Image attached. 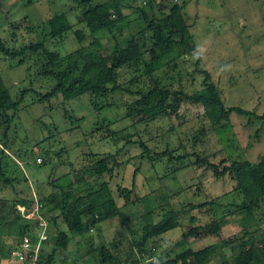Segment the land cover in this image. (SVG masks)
I'll list each match as a JSON object with an SVG mask.
<instances>
[{
    "label": "rangeland",
    "instance_id": "obj_1",
    "mask_svg": "<svg viewBox=\"0 0 264 264\" xmlns=\"http://www.w3.org/2000/svg\"><path fill=\"white\" fill-rule=\"evenodd\" d=\"M122 1L127 5L128 22L123 25L121 38L142 28L143 24L136 22L140 14L135 11V5L152 11L143 4L146 0ZM155 1V12L161 15L169 13L175 2H182ZM186 1L183 16L201 54L202 69L211 74L227 107L238 106L253 115L233 112L225 127H215L201 105L184 103L179 118L174 114L164 115L144 124L142 119L160 112L156 106L158 98L143 103L132 102L133 97L120 93L108 97L86 93L70 100L58 95L39 101L41 94L51 92L56 84L53 76L42 74L45 62L42 55L29 53L20 62V56L11 58L0 54V75L12 99L20 101L17 111L12 112L14 118L8 129L5 125L0 128V137L6 135L10 140L6 148L0 141L3 146L0 149H6V153L0 150V161L9 176L16 178L14 188L19 198L32 199L35 192L38 199L55 189L52 184L63 186L74 181L83 161L89 163L88 159H83L89 153H97L99 157L115 155L120 163L112 176L104 174L102 179L108 181L117 204L122 207L121 215L99 223L89 233L74 235L59 217L56 226L50 224V231L55 234L66 231L72 236V242L67 249H59L55 245V234H49L43 262L56 249L54 264H101L98 254L89 252L85 241L92 237L95 246L101 241L120 242L119 264H124L132 255L131 242L142 235L143 224L160 222L168 210L178 213L180 226L153 239L156 258L161 251H169L174 256L188 248L197 251L222 239L242 236L241 216L237 213L228 217L227 224L217 234L204 231L188 236L187 232L193 226L220 218L233 204L244 201L243 194L235 190V180L229 175L215 177L207 167L197 165L196 160L208 156L210 163L221 166L224 160V164L231 160L257 162L264 155V120L257 117L264 115V0ZM62 12L67 14L72 28L54 38L49 35L45 21ZM80 12L74 0H0V35L10 49L42 41L48 50L58 52L64 59L58 71L75 62L81 68L85 55L98 49L96 39L101 41L103 53L109 51L114 40L108 32L91 34L85 24L78 23ZM77 30L85 34L81 43L75 35ZM68 55L73 56L67 59ZM144 57L148 69L158 72L163 85L173 84L186 92L202 88L203 74L196 73L194 79L191 76L196 68L195 58L178 59L174 44L160 48L150 46ZM175 59L179 64L177 70L172 64L166 66ZM121 73L123 84H129L136 75L130 69ZM147 82L146 77L141 78L135 87ZM172 127L176 128L173 132ZM201 130L204 135L196 144L195 137ZM139 140L153 150L152 157L142 156ZM173 150H176L174 159L169 154L158 155ZM180 154L184 155L181 159L177 156ZM39 157L45 162L39 164ZM119 188L132 190L131 199L135 201L123 207L125 200ZM14 197L11 190L0 192L3 206L0 210L9 216L0 228V247L4 248L0 264H25L10 257L9 247L14 244L16 231L17 206L11 202ZM148 212H152V218L145 215ZM256 214L257 220L264 219L263 204ZM192 217L196 219L194 224L190 222ZM238 243L225 247L222 254L233 256L239 250ZM148 259H143L141 264H146ZM221 260V255L217 254L211 264Z\"/></svg>",
    "mask_w": 264,
    "mask_h": 264
},
{
    "label": "trees",
    "instance_id": "obj_2",
    "mask_svg": "<svg viewBox=\"0 0 264 264\" xmlns=\"http://www.w3.org/2000/svg\"><path fill=\"white\" fill-rule=\"evenodd\" d=\"M74 1L78 8L81 9V14L78 18L79 24H85L93 35L108 32L113 35L114 40L108 47L109 51L103 53L102 43L99 39H96L95 45H97L98 49L85 55L81 68H78V63L75 62L66 69L58 71L57 68L62 66L60 62L64 59L58 52L48 50L42 41L31 43L20 49H10L0 35V54L5 57L15 58L20 56L22 57L20 62H23L29 53H33L42 55L44 58L42 74L53 76L56 79V84L51 92L45 95L41 94L39 101L50 100L58 95L70 100L86 93H91L96 97H108L110 94L120 93L133 97L132 102L143 103L149 102L153 98H158L156 106L160 112L158 115L142 119L141 122L143 123H149V121L164 115L174 114L179 118V111L184 103L201 105L206 118L215 127H225V123L229 121L233 112L246 116L253 115L251 111L238 106L227 107L211 74L207 70L202 69L201 54L198 52L197 45L194 43L193 36L189 31L190 25H187L183 16V10L187 5L186 0L175 2L169 13L163 15L155 12V0L143 2L145 6L151 7L152 11L136 6L134 3L135 11L140 14L136 22L140 25L143 24L142 28L139 27L138 31H130L129 35L122 38L123 25L128 22V15L125 13L127 5L122 0H107L101 3L95 0ZM45 24L49 28V35L54 38L63 36L72 28V24L65 12L54 14V16L45 21ZM75 35L80 43L85 36L81 30H77ZM173 44L178 51V59L187 56L195 58L196 68L193 69L194 74L191 73V76L196 73L203 74L201 89L186 92L183 89H177L173 84L169 86L163 85L158 77V72H152L148 69L144 55L150 46L160 48ZM72 56L68 55L67 59ZM178 59L168 62L166 66L172 64L173 68L177 70L179 68ZM129 69L136 75L128 81L129 84H123L120 82L121 72ZM144 77H146L148 82L135 87L141 78ZM192 79H194V76ZM128 103H126L127 106ZM19 106L20 101L12 99L9 89L0 75V128L5 125L8 129L14 118L12 112H16ZM126 116L130 118L128 112H126ZM257 117L264 120V115H257ZM172 128L171 132L176 129L175 127ZM203 135L204 131L201 130L199 136L195 137L196 144L200 142L199 138L203 137ZM4 138L0 137V141L3 142L6 148L10 140H8L6 135ZM137 142L142 148V156L152 157L153 150L147 143L143 140ZM0 148H3L1 143ZM0 150L6 153V149ZM175 152L176 150L164 151L158 155L165 156L169 154L174 159ZM87 155L83 159H88L89 163L87 164L82 160L83 163L79 170H76L78 173L74 177V181L63 186L52 184L51 186L55 187V189L50 194L39 196L38 198L39 203L42 205L41 213L48 218L50 224L56 226L60 217L68 226L69 233L73 235L75 233H89L99 223L121 215L122 207L117 204L108 181L102 179L104 174L112 176L115 168L120 165L119 161L115 155H107L106 157H99L97 153H89ZM177 156L180 159L184 157L182 154ZM208 158V156H200L196 160V164L207 167L206 169L212 171L217 178L229 175L236 181L235 190L243 194L244 201L240 204H233L234 207L229 203L232 206V210L228 209V212H224L220 218L210 220L209 223L193 226L187 232V235L194 236L204 231H207L210 235L217 234L227 224L228 217L235 216L237 213L241 216L242 236L237 237L234 235L230 239H222L197 251L188 248L174 256L169 251H161L156 258L154 253L156 247L153 239L180 226L178 213L174 210H168L160 222L143 224L142 235H138L140 238L135 237L131 242L132 255L128 261L125 260L123 262L124 264L126 262V264H141L146 257H149L146 264H211L213 257L217 254L222 257L221 262L217 264H264V225H262L264 219L257 220L256 217V212L261 208L262 204L264 205V155L257 162L231 160V163L229 161V164H224L226 162L224 160L221 162V166L210 163ZM44 162L45 160L42 159L39 164ZM90 178H92V181ZM15 183L16 178L9 176V172L0 161V192L6 189L11 190L15 195L11 201L12 205L14 207L18 205L25 206L28 210L27 212H30L33 208L34 198H19L17 195L19 193L14 188ZM119 191H121V196L125 200L123 207L135 201L131 199L132 190L126 188L121 190L119 188ZM0 208H3V206L0 205ZM15 212L16 231L14 244L9 249L20 243L24 236L32 234L33 224L26 220L16 208ZM151 213L148 212L145 215L152 218ZM145 215L143 217L144 220ZM7 217L9 218L8 215L3 214L0 210V228L4 227V220L8 219ZM153 222L156 221L153 220ZM190 222L194 224L196 219L192 217ZM50 224L48 234H55V232L50 231ZM69 233L66 231L56 232L55 245L57 248L64 250L68 248L72 242V236ZM258 234H261V236L258 237ZM92 239V237L86 238L85 241L88 244L89 252L98 254L101 264H119L121 262L118 256L120 242L107 244L101 241L100 244L95 246ZM151 239L153 242L150 243ZM48 241L49 239L43 241V248L37 264H54L56 249L43 262L44 245ZM235 242H239V250L233 256L228 257L222 254L225 247ZM3 252L4 248L0 247V256L3 255Z\"/></svg>",
    "mask_w": 264,
    "mask_h": 264
},
{
    "label": "built area",
    "instance_id": "obj_3",
    "mask_svg": "<svg viewBox=\"0 0 264 264\" xmlns=\"http://www.w3.org/2000/svg\"><path fill=\"white\" fill-rule=\"evenodd\" d=\"M38 163L42 162V158L37 159ZM32 188V185L30 186ZM34 204L30 212L22 205L17 206V210L22 213L26 220L33 224L32 234L26 235L20 243L14 245L10 249V257L25 264H37L41 250L43 248V241L49 239V220L41 213L42 205L33 193Z\"/></svg>",
    "mask_w": 264,
    "mask_h": 264
}]
</instances>
